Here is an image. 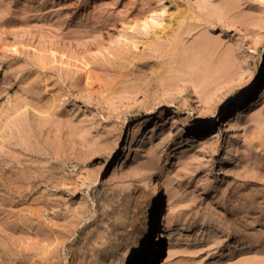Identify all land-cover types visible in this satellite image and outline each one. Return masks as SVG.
<instances>
[{"label":"rangeland","instance_id":"obj_1","mask_svg":"<svg viewBox=\"0 0 264 264\" xmlns=\"http://www.w3.org/2000/svg\"><path fill=\"white\" fill-rule=\"evenodd\" d=\"M155 186L147 264H264V0H0V264L132 263Z\"/></svg>","mask_w":264,"mask_h":264},{"label":"bare ground","instance_id":"obj_2","mask_svg":"<svg viewBox=\"0 0 264 264\" xmlns=\"http://www.w3.org/2000/svg\"><path fill=\"white\" fill-rule=\"evenodd\" d=\"M205 47H207V45H204V44L198 45L197 48L200 49L197 52L198 61H200V59H201L200 56L202 55L200 52H202V49ZM205 78H206L205 79V83H206L209 79H208V77H205ZM230 82H231V79L227 78V77H224L219 81L216 80L214 85H213L211 92L212 91L214 92L219 87H221V88L225 87ZM194 97H195V99H197V101H201L200 99H203V98L197 97L196 95ZM208 97H210V96H208ZM208 97H206V98H208ZM204 99H205V97H204ZM215 114H216V111L214 110L210 114V117L211 118L214 117ZM217 115H215V116H217ZM172 122H176L175 117L172 118ZM223 159H224V157H223ZM157 189L158 188L155 186L154 187V195H153L154 201H153L152 206L150 208V212L147 215V220L149 221L148 222L149 225L148 224L145 225L144 231L142 232L141 237H140V250H141L140 256L130 264H147V258L149 259L151 254L152 255L155 254L160 247V245L158 244V239H155L153 236V225H152L153 224L152 223L153 215H154L155 210L157 209V205H158L159 192Z\"/></svg>","mask_w":264,"mask_h":264}]
</instances>
